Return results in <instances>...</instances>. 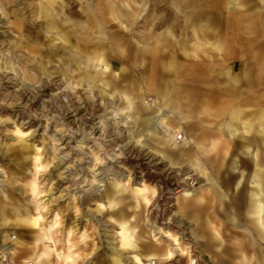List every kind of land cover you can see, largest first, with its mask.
<instances>
[{"label":"bare ground","instance_id":"6f19581e","mask_svg":"<svg viewBox=\"0 0 264 264\" xmlns=\"http://www.w3.org/2000/svg\"><path fill=\"white\" fill-rule=\"evenodd\" d=\"M146 1L78 0L80 10L86 16V24L79 25L76 30L64 14L67 7L64 1L36 0L23 3V9L29 10L31 14L33 29L42 28L46 42L60 40L69 47L68 52L61 55L53 49L44 54L38 49L28 51L26 62L33 64L31 71L35 75L47 73L46 66L52 67L54 61L56 65L53 72L49 73L59 74L64 78L76 75V85L84 84L87 88L96 89L102 100V95L108 96L114 116L120 117L121 124L127 126L130 142L151 149L172 169L184 171L186 174L183 180H188L189 173H192L206 183L207 188L204 190L185 191L176 199V205L181 215L192 223L190 235L193 241L205 250L213 264H251L249 250L253 253L256 264H264V249L260 247V243L264 244V26L259 29L248 24L244 29L243 33L248 34L246 40L249 52L241 76L233 75L229 68L221 73L226 80L223 90L228 96L216 110H211L213 100L208 94L198 102L183 91L185 86L182 83L189 82L187 78L195 75L196 64L191 65L190 73H186L181 65H175L173 53L168 60H164L163 55L170 54V46L193 60H198L200 54L209 59L206 55L209 51L223 54L224 45L219 42L217 30L213 28L212 7L206 5L198 8L195 7L196 2L191 0H168V6L173 10L171 16L167 17L163 13L145 20L146 30L142 37L144 42L135 41V54L139 53L141 59L144 55H149L155 64L154 68H159L158 75L156 70L152 71V83L156 78L161 81L164 75H169L170 78L164 82L159 81L158 86L151 84L154 99L145 101L139 95L138 105L129 96L133 86H124L118 81L119 78L127 77L114 73L113 76L109 75L112 71L102 54L87 48L86 45L93 41L90 36L110 38L104 33L107 31L100 28H96V34L89 33L87 21L91 20L89 16L95 17L104 12L110 23L128 32V27L145 11ZM259 1L262 3L261 8H264V0ZM14 2L15 0H0L1 17L7 16V7ZM19 21L12 22L11 27L20 30L22 23ZM27 28L33 32L32 28ZM72 37L77 41L76 48H72L70 43ZM151 40L153 42L149 43ZM10 42L12 44L8 52L12 58L23 47L20 41ZM116 95L119 96L118 102L115 101ZM15 133L22 134L19 129ZM182 133L185 139L177 142L178 136L182 138ZM16 142L21 151L31 149V146L24 144L22 138H17ZM30 159L35 173L46 167L40 162L37 152ZM94 161V164H102L97 157ZM92 176V180H100L96 178L100 176L99 172L92 173ZM92 180L87 179L86 182ZM128 182V179L123 183L119 179L112 180L109 189L92 205L98 214L106 212L108 219L116 226V242L107 256V264H156L153 259H158V264H166L177 253L187 256L188 248L181 249L178 240L168 232L164 233L170 240L166 248L139 247L135 239L136 226L132 225L133 218L123 211L115 210L120 202L117 195L128 189ZM26 186L32 198L41 193L35 180L28 182ZM231 189L232 193H229ZM61 191L65 201L63 207L69 211L71 207L66 201L67 192ZM130 193L136 207L141 204L150 206L148 196L154 194L155 190L146 183L139 182L130 189ZM217 211L231 229L239 231L240 236H232L230 246L226 245L214 226L211 213ZM0 215L6 223L7 218L1 209ZM58 220V214L55 213L44 224L39 207L33 210L24 207L23 214L13 215V221L17 229L34 231L33 241L26 245L18 240L7 252L0 251V260L15 264L12 257L20 253L24 254L23 264H78L80 259L84 260L80 248L71 240L75 231L71 220L65 223L62 231L63 249H56L54 235L59 227ZM83 221L85 224L77 231L81 245H85L90 239L86 231L90 220ZM45 240L52 243V249L48 246L38 247ZM91 253L85 256H90ZM123 253L128 256L123 257ZM188 263H191V258H188Z\"/></svg>","mask_w":264,"mask_h":264},{"label":"rangeland","instance_id":"374dc122","mask_svg":"<svg viewBox=\"0 0 264 264\" xmlns=\"http://www.w3.org/2000/svg\"><path fill=\"white\" fill-rule=\"evenodd\" d=\"M32 1L36 2L15 0L7 7V16H0V209L7 218L4 223L0 215V251L7 252L18 240L26 245L33 241L35 232L27 228L17 229L13 215L23 214L24 207L31 210L39 207L44 224L55 213L58 214L59 227L54 235L58 251L63 249L62 231L65 223L71 220L75 225L71 240L80 248L81 257L84 258L78 264H107V256L116 242V226L108 219L106 212L98 214L92 205L109 189L112 180L119 179L123 183L128 179V189L117 195L120 202L115 210L123 211L133 218L132 225L136 226L135 239L139 247L166 248L170 240L164 233L168 232L178 240L179 247L185 250L188 248L186 251L189 253L187 256L177 253L166 264H189L188 258H191L190 264H213L205 250L193 241L190 235L192 223L181 215L176 205V199L185 191L204 190L207 188L206 183L192 173H189L188 180H183L186 174L184 171L172 169L151 149L130 142L127 126L121 124L120 117L114 116L109 104L110 98L102 95V100L96 89L87 88L84 84L76 85V75L64 78L59 74L49 73L53 72L56 65L54 61L52 67L46 66L47 73L32 75L33 64L26 62L28 51L38 49L44 54L53 49L61 55L69 49L60 40L46 42L42 28L33 29L31 14L29 10L23 9V3ZM62 1L67 4L64 14L76 30L85 23L86 16L81 12L78 0ZM167 1L147 0L145 11L128 27V32L110 23L104 12L88 17L91 19L87 21L89 33L96 34V28H100L106 30L104 33L110 38L90 36L93 41L86 45L87 48L102 54L112 71L109 75L113 76L114 73L127 77L116 80L124 86H133L129 96L138 105L139 95L145 101L154 99L151 84L158 86L160 82L170 78L169 75H164L161 81L156 78L152 83V71L156 70L158 75L159 68H154L155 64L149 55H144L141 59L139 53L135 54V41L144 42L142 37L146 30L145 20L163 13L167 17L171 16L173 10L169 8ZM191 1L196 2L195 7L198 8L206 5L212 7L213 28L217 30L219 42L224 45V52L209 51L206 54L209 59L200 54L198 60H193L170 46V54L163 55V58L168 60L173 53L175 65H181L186 73H190L191 65L196 64L195 75L187 78L189 82L182 83L185 86L183 91L198 102L208 94L213 100L211 110H216L228 96L223 90L226 80L221 73L229 68L233 75L241 76L249 52L246 40L248 34L243 33L244 29L248 24L259 29L264 26V8H261L259 0ZM15 20L22 23L20 30L11 27ZM26 25L33 29L32 33ZM12 40L20 41L23 50L17 51L10 58L8 50ZM151 42L153 40L149 41ZM70 43L72 48L78 46L73 37ZM118 99L119 96L116 95L115 101L118 102ZM16 129L21 130L22 134L15 133ZM180 135L184 140L185 135ZM17 138H22L24 144L31 146V149L24 152L17 148ZM36 152L40 162L46 165L38 173L34 172L30 159ZM96 157L102 162L101 165L94 164ZM97 172L100 173L96 177L100 179L98 182L92 180V173ZM87 179L92 181L86 182ZM32 180H35L41 191L35 198H32L26 186ZM139 182H144L155 190L154 194L148 196L150 206L141 204L136 207L134 203L130 189ZM61 190L67 192L66 201L71 207L69 211L63 207L65 201ZM229 193H232V189ZM211 217L222 239L230 246L232 236L238 238L239 231L231 229L220 212H212ZM86 219L90 220L86 226L90 239L85 245H81L77 231L85 224L83 220ZM42 246L53 248L52 243L46 240L38 245L39 248ZM260 247L264 249V244L260 243ZM89 252H92L91 255L85 256ZM248 254L251 257L250 263L256 264L253 253L249 250ZM126 256L128 254L123 253V257ZM23 257L22 253L14 255L12 261L23 264ZM153 260L158 264V259ZM8 263L9 261L0 260V264Z\"/></svg>","mask_w":264,"mask_h":264},{"label":"built area","instance_id":"2783aa9c","mask_svg":"<svg viewBox=\"0 0 264 264\" xmlns=\"http://www.w3.org/2000/svg\"><path fill=\"white\" fill-rule=\"evenodd\" d=\"M176 140H177V142H180L182 140V138L180 136H178V138ZM27 264H30V263H27ZM151 264H153V263H151Z\"/></svg>","mask_w":264,"mask_h":264}]
</instances>
